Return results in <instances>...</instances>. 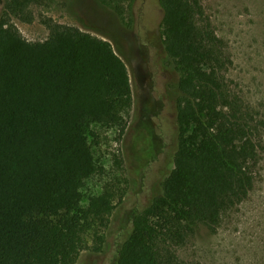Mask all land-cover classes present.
<instances>
[{"label": "trees", "instance_id": "obj_1", "mask_svg": "<svg viewBox=\"0 0 264 264\" xmlns=\"http://www.w3.org/2000/svg\"><path fill=\"white\" fill-rule=\"evenodd\" d=\"M6 0V15L31 4ZM126 19L134 0H100ZM166 53L178 74L173 110L174 168L162 193L133 212L108 264H185L162 238L183 244L222 216L254 186L264 120L236 94L224 42L203 24L202 0H159ZM32 22L33 18H26ZM45 41L27 40L0 21V264H75L94 243L100 252L126 189L103 181L94 145L103 131L122 136L133 107L128 67L104 38L44 19Z\"/></svg>", "mask_w": 264, "mask_h": 264}, {"label": "rangeland", "instance_id": "obj_2", "mask_svg": "<svg viewBox=\"0 0 264 264\" xmlns=\"http://www.w3.org/2000/svg\"><path fill=\"white\" fill-rule=\"evenodd\" d=\"M203 24L224 42L232 60L226 76L232 90L264 120V0H202ZM126 19L100 0H50L31 4L21 17L6 15L0 0V21L7 17L31 42L45 41L44 19L80 28L109 40L125 61L130 75L133 107L125 133L103 131L94 145L106 173L88 193L100 192L103 181L126 190L117 203L103 250H82L75 264H108L125 236L132 214L162 193L174 168L176 127L173 110L180 92L178 74L163 44V9L159 0H134ZM32 17L29 22L26 18ZM259 163L249 196L222 216L215 233L201 228L183 244L162 238L161 253L172 249L185 264H264V127Z\"/></svg>", "mask_w": 264, "mask_h": 264}]
</instances>
